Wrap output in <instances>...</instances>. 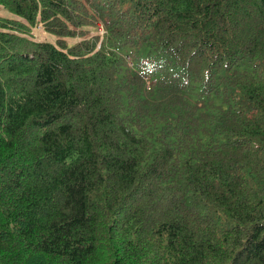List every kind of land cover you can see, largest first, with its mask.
<instances>
[{
  "label": "trees",
  "instance_id": "trees-1",
  "mask_svg": "<svg viewBox=\"0 0 264 264\" xmlns=\"http://www.w3.org/2000/svg\"><path fill=\"white\" fill-rule=\"evenodd\" d=\"M0 5V264H264V0Z\"/></svg>",
  "mask_w": 264,
  "mask_h": 264
},
{
  "label": "rangeland",
  "instance_id": "rangeland-1",
  "mask_svg": "<svg viewBox=\"0 0 264 264\" xmlns=\"http://www.w3.org/2000/svg\"><path fill=\"white\" fill-rule=\"evenodd\" d=\"M0 15L1 16H6V17H11L13 16L12 13H10L8 10H6L3 6L0 5ZM87 30L86 36H92L96 33H101L103 32L102 28L98 26H88L85 28ZM33 37L34 39L37 40H48V41H53L54 36L50 33H46L41 26H37L36 28L33 29ZM75 41V39H68V44H72Z\"/></svg>",
  "mask_w": 264,
  "mask_h": 264
}]
</instances>
